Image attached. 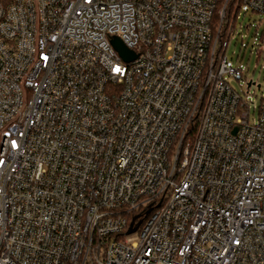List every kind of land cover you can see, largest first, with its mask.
<instances>
[{
    "label": "built area",
    "instance_id": "obj_1",
    "mask_svg": "<svg viewBox=\"0 0 264 264\" xmlns=\"http://www.w3.org/2000/svg\"><path fill=\"white\" fill-rule=\"evenodd\" d=\"M243 7L263 54L264 0H0V264H264Z\"/></svg>",
    "mask_w": 264,
    "mask_h": 264
},
{
    "label": "rangeland",
    "instance_id": "obj_2",
    "mask_svg": "<svg viewBox=\"0 0 264 264\" xmlns=\"http://www.w3.org/2000/svg\"><path fill=\"white\" fill-rule=\"evenodd\" d=\"M261 16L245 7L241 8L235 20V34L230 39L227 53L233 64L238 65L240 57L243 69L246 71V77L242 80L230 78L229 82L244 97L251 102V108L260 103V97L264 94V53L258 54L256 47L260 43L259 34L263 29L260 23ZM246 44V46H244ZM253 80L261 87L253 85L250 87L249 94L247 91V82ZM247 80V81H246ZM137 232L129 236V240H136Z\"/></svg>",
    "mask_w": 264,
    "mask_h": 264
},
{
    "label": "water",
    "instance_id": "obj_3",
    "mask_svg": "<svg viewBox=\"0 0 264 264\" xmlns=\"http://www.w3.org/2000/svg\"><path fill=\"white\" fill-rule=\"evenodd\" d=\"M112 43L115 46V48L118 50L120 55L123 57L124 60L128 61V60H131L133 57H135L134 52L128 49L119 37L117 36L113 37ZM137 227H138V224L134 225V222H132L127 233H132L136 231Z\"/></svg>",
    "mask_w": 264,
    "mask_h": 264
},
{
    "label": "trees",
    "instance_id": "obj_4",
    "mask_svg": "<svg viewBox=\"0 0 264 264\" xmlns=\"http://www.w3.org/2000/svg\"><path fill=\"white\" fill-rule=\"evenodd\" d=\"M3 1L6 3V2H9V1H11V0H3Z\"/></svg>",
    "mask_w": 264,
    "mask_h": 264
}]
</instances>
